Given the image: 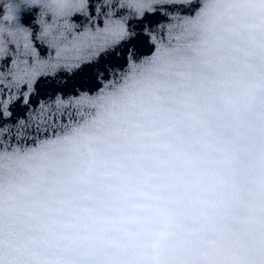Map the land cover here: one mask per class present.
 Listing matches in <instances>:
<instances>
[{
  "label": "snow or ice",
  "instance_id": "obj_1",
  "mask_svg": "<svg viewBox=\"0 0 264 264\" xmlns=\"http://www.w3.org/2000/svg\"><path fill=\"white\" fill-rule=\"evenodd\" d=\"M33 3L59 20L55 30L41 18L30 31L36 10L22 9ZM89 6H0V59L19 39L27 57L16 99L27 105L33 86L60 73L76 83L56 87L72 89L57 110L80 117L38 152L0 148V264H264V0L108 5L140 31L123 14L88 16ZM188 7L196 16L169 26L185 39L139 59L157 43L151 25ZM75 13L97 23L76 34L86 46L69 48L56 40L61 27L72 34ZM10 115L0 99V120Z\"/></svg>",
  "mask_w": 264,
  "mask_h": 264
},
{
  "label": "water",
  "instance_id": "obj_2",
  "mask_svg": "<svg viewBox=\"0 0 264 264\" xmlns=\"http://www.w3.org/2000/svg\"><path fill=\"white\" fill-rule=\"evenodd\" d=\"M25 0H0V6H4L5 11L14 6H20L24 4ZM116 0H108V4L104 3V0H89L88 16L98 17L99 20L103 21L106 19L104 12L112 15L113 19H116L123 14L124 18L128 20L131 28L140 31V24L136 19H132L127 9L111 8L109 4H115ZM202 0H194V3L200 4ZM95 4L96 10H93L92 5ZM34 17L31 21L32 27L30 31H35L39 27V20L43 18L47 23L54 25V30L59 25V20L53 16L51 12L41 17L39 5L33 3L28 8H23L22 12H33ZM198 9L193 7L181 8L178 11L171 13L169 16H160L158 24L153 23L151 25L153 33L157 37V43L155 45L148 44L140 48L138 57L143 60L150 58L155 53L159 55L165 51L168 45L175 46L180 43L185 37L181 34L179 29L175 27L172 29L170 34L169 26L176 25L178 22L185 19L195 17ZM179 18V19H177ZM68 22L75 27L71 30L72 34L65 32L63 28L60 31L63 33L57 37L56 43L62 44L71 48L72 46L84 45L86 46L90 40L88 36H77V33L84 31L86 27H91L92 24H96L97 20L93 19L91 24L85 23V16L75 13L68 17ZM15 21L12 20L11 16L8 21V26L12 27ZM149 25L145 23V27ZM184 27H187L185 25ZM24 44L23 39H19L18 42L13 43L9 46L7 57L0 59V99L9 100V111L11 115L6 117L7 123L0 120V125L6 129V131L0 132V148H6L9 152L12 150L27 151L30 154L33 150L40 151L41 147L47 142L53 141L57 136L63 135L65 127L74 125L79 121V116L75 114V109L69 107L57 110L56 98L59 96L64 100H68L72 96L71 87L64 89L63 91H57L56 87L64 84H74L76 81L61 79L60 73H57L54 77H48L39 82L38 85L33 86L32 91L29 95V103L23 104L20 100L16 99L20 97L22 93L27 92L28 86L23 81H20V77L24 76L27 71V65L22 63L23 60L27 59L26 55L22 51ZM47 47V45H45ZM159 50V51H158ZM52 48H48V52L51 53ZM121 49V53H122ZM42 58L47 59L48 56L44 55ZM119 59V55L117 57ZM105 66H109L115 61L112 60L108 55L103 57ZM120 64H123V60H120ZM119 75V69H118ZM26 80L27 77L24 76ZM55 81V85L53 84ZM80 91L79 88L76 89ZM95 86H93V93ZM71 114V118H70ZM81 114L85 115V110L81 109ZM23 127L21 128V123ZM258 195V193H257Z\"/></svg>",
  "mask_w": 264,
  "mask_h": 264
}]
</instances>
